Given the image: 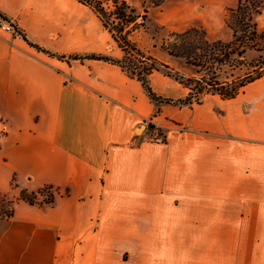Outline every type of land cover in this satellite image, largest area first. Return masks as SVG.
<instances>
[{
  "label": "crops",
  "instance_id": "crops-1",
  "mask_svg": "<svg viewBox=\"0 0 264 264\" xmlns=\"http://www.w3.org/2000/svg\"><path fill=\"white\" fill-rule=\"evenodd\" d=\"M126 1L146 15L132 41L187 76L162 41L191 27L228 41L238 4ZM0 13L20 31L0 27V194L12 202L0 264H264V75L232 98L157 105L116 64L58 56L122 57L89 6L0 0ZM252 19L264 29V0ZM149 84L188 92L162 70ZM148 121L164 142L147 139ZM45 186L51 202L19 198Z\"/></svg>",
  "mask_w": 264,
  "mask_h": 264
},
{
  "label": "trees",
  "instance_id": "trees-1",
  "mask_svg": "<svg viewBox=\"0 0 264 264\" xmlns=\"http://www.w3.org/2000/svg\"><path fill=\"white\" fill-rule=\"evenodd\" d=\"M78 1L89 6L96 13L123 55L120 58L102 53L58 56L81 61L96 59L116 64L137 78L147 95L157 105L162 103L178 106L192 105L193 103H200L206 94H218L222 98H232L240 92L246 83L264 75V55H259L258 58L250 60L244 56L246 49L264 50V29L258 30L252 19L253 14L260 10L263 0L253 8L243 5L242 0H238L235 8L227 10L225 22L232 31V37L228 41H209L205 31L195 27L182 32L171 33L162 41L161 48L163 50L170 56L181 59L185 65L193 70L194 75L191 76L184 75L168 64L157 61L137 47L131 39V32L135 28L144 26L146 15L138 14L126 0ZM161 1L150 0V3L158 5ZM107 2L111 3L112 8L105 7ZM107 16L111 17L110 21L106 19ZM50 55L53 54L50 53ZM132 57L136 58V62L131 60ZM224 66L232 69L249 67L251 71L242 77L219 80V72ZM153 70H162L166 75L173 77L188 88L187 94L178 99L157 95L149 84V75ZM35 195L36 193H27L22 190L19 198L33 204L35 203Z\"/></svg>",
  "mask_w": 264,
  "mask_h": 264
},
{
  "label": "rangeland",
  "instance_id": "rangeland-1",
  "mask_svg": "<svg viewBox=\"0 0 264 264\" xmlns=\"http://www.w3.org/2000/svg\"><path fill=\"white\" fill-rule=\"evenodd\" d=\"M261 0H242L243 2V5H247L249 8H253L255 7V5L257 3H259ZM105 7L107 8H112L111 6V3L110 2H107L105 3ZM108 21H110L111 17L110 16H107L106 18ZM156 31L158 30L159 31V28L156 27L155 29ZM231 31V30H230ZM259 55H264V50L262 51H256V50H253V49H246L245 53H244V56L247 60H250V59H255V58H258ZM131 60H133L134 62H136V58L135 57H132ZM251 71V68L249 67H241L240 69H232L231 67H228V66H224L221 71L219 72V76H218V79L219 80H224V79H232V78H236V77H242L243 75H246L248 72ZM144 125L146 126H149V132H147V139H150L151 138H154L155 136H158V135H162L163 136V139L164 138V134L161 130L159 129H155L151 124L150 122H146L144 123ZM140 133V132H139ZM138 133V134H139ZM165 140H163L164 142ZM47 187V186H45ZM43 188V187H42ZM51 188V187H50ZM41 190V189H40ZM39 190V191H40ZM38 191V192H39ZM37 192V193H38ZM36 193V194H37ZM37 195H35L34 197V201L35 202H40L37 200ZM11 207H12V202L11 200H8V198H6L4 195H1L0 194V217L3 218L5 217V215L9 216V213L11 212ZM7 216V217H8ZM5 217V218H7Z\"/></svg>",
  "mask_w": 264,
  "mask_h": 264
},
{
  "label": "built area",
  "instance_id": "built-area-1",
  "mask_svg": "<svg viewBox=\"0 0 264 264\" xmlns=\"http://www.w3.org/2000/svg\"><path fill=\"white\" fill-rule=\"evenodd\" d=\"M0 27L5 30L9 31L13 34H20L19 29L15 27V25L9 21H6L3 17L0 18ZM150 140V139H149ZM151 140L155 142H163V136L158 135L155 136L154 138H151ZM52 188L50 187H43L41 190L36 194L37 195V200L40 202H51V197H52ZM8 216V215H7ZM5 215V217H7Z\"/></svg>",
  "mask_w": 264,
  "mask_h": 264
},
{
  "label": "water",
  "instance_id": "water-1",
  "mask_svg": "<svg viewBox=\"0 0 264 264\" xmlns=\"http://www.w3.org/2000/svg\"><path fill=\"white\" fill-rule=\"evenodd\" d=\"M143 126H140L136 129V132L139 133Z\"/></svg>",
  "mask_w": 264,
  "mask_h": 264
}]
</instances>
